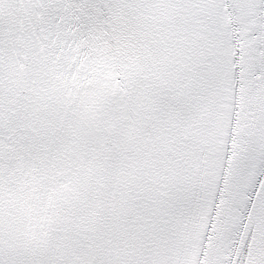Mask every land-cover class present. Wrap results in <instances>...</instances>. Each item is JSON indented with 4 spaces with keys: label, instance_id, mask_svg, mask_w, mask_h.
Listing matches in <instances>:
<instances>
[{
    "label": "snow or ice",
    "instance_id": "snow-or-ice-1",
    "mask_svg": "<svg viewBox=\"0 0 264 264\" xmlns=\"http://www.w3.org/2000/svg\"><path fill=\"white\" fill-rule=\"evenodd\" d=\"M0 264H264V0H0Z\"/></svg>",
    "mask_w": 264,
    "mask_h": 264
}]
</instances>
